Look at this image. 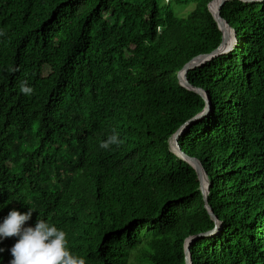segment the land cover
<instances>
[{
    "label": "trees",
    "instance_id": "16d2710c",
    "mask_svg": "<svg viewBox=\"0 0 264 264\" xmlns=\"http://www.w3.org/2000/svg\"><path fill=\"white\" fill-rule=\"evenodd\" d=\"M211 1L0 0V219L35 208L78 264H186L198 234L192 264H264V2L221 6L236 44L189 89L223 39ZM207 105L178 137L205 199L169 141Z\"/></svg>",
    "mask_w": 264,
    "mask_h": 264
},
{
    "label": "clouds",
    "instance_id": "9594fccd",
    "mask_svg": "<svg viewBox=\"0 0 264 264\" xmlns=\"http://www.w3.org/2000/svg\"><path fill=\"white\" fill-rule=\"evenodd\" d=\"M235 36V35H234ZM20 93L29 96L34 89L22 82ZM172 139V138H171ZM123 143L119 134L113 130L105 139L99 141V148L111 150L113 145ZM36 209L28 207L26 211L11 208L0 219V242L15 237V242L8 249L11 255L9 264H78L70 255L66 233L44 219H36L35 224H27ZM5 251L0 247V253ZM79 264H83L79 261Z\"/></svg>",
    "mask_w": 264,
    "mask_h": 264
},
{
    "label": "water",
    "instance_id": "95a60500",
    "mask_svg": "<svg viewBox=\"0 0 264 264\" xmlns=\"http://www.w3.org/2000/svg\"><path fill=\"white\" fill-rule=\"evenodd\" d=\"M214 1V0H213ZM227 0H221L219 5H218V9H217V13H213L211 10V2L209 3V10L211 11V13L213 14V16L215 17V19L217 20L220 29L223 31V39L220 43V45L213 50L210 53H206V54H200L198 56L193 57L192 59H190L182 68L181 71H179L178 73V77L180 80V83L182 85H184L185 87L189 88V89H194V87L192 86V84L189 82L188 77H187V73L190 69L196 67V66H200L203 65L205 62H207L208 60L226 53L228 51H230L232 48H225L222 50V45L225 43L226 37L229 36V31L231 30V27L229 26V24L227 23V21L221 17L220 15V8L221 6L226 2ZM246 2H256V1H260V2H264V0H243ZM236 39V38H235ZM196 89V88H195ZM208 103V102H207ZM209 111V107L208 105L205 107V109L198 115L192 117L191 119H189L188 121H186L184 124H182L174 133V135L172 136V138L175 141V144L177 145V154H179L183 159L187 160L188 162H190L196 169L199 179H200V185H201V189L202 192L204 194V197L206 199V196L208 194V190H209V186H210V182L207 176V173L205 171V169L202 167V165L200 164V162L195 159V158H191L189 156H187L183 151H181L180 147L178 146V137L187 130V128L189 127V125L194 122L195 120L204 117ZM170 144V148L172 149V145H171V141H169ZM174 151V149H172ZM206 207L207 209L210 211L211 215L214 217V214L212 212L211 206L206 202ZM215 218V217H214ZM218 225L210 230L209 232L205 233V234H214L218 231ZM195 235V236H191L189 238H187L186 242H185V253H186V264H192L191 260H190V256H189V248L191 243L199 236Z\"/></svg>",
    "mask_w": 264,
    "mask_h": 264
},
{
    "label": "rangeland",
    "instance_id": "374dc122",
    "mask_svg": "<svg viewBox=\"0 0 264 264\" xmlns=\"http://www.w3.org/2000/svg\"><path fill=\"white\" fill-rule=\"evenodd\" d=\"M171 1L172 0H164L165 3H170ZM193 7H194V4L193 3H189L188 5L176 6V9H177V11L180 14L185 15L186 13L191 11L193 9ZM108 15L109 14H107L106 16H108ZM235 44H236V39H235V36H234V31L231 29L229 31V36L226 37V44L225 45L227 46V48H233ZM170 141H172L171 142L172 149H174V151L177 152V145L175 144L174 139L172 138V139H170Z\"/></svg>",
    "mask_w": 264,
    "mask_h": 264
},
{
    "label": "bare ground",
    "instance_id": "6f19581e",
    "mask_svg": "<svg viewBox=\"0 0 264 264\" xmlns=\"http://www.w3.org/2000/svg\"><path fill=\"white\" fill-rule=\"evenodd\" d=\"M221 0H215L214 2L212 1L210 4H211V10L213 13H217V9H218V5L220 3ZM226 44V40H225V43L222 45V50L227 48V46L225 45ZM172 142V141H171Z\"/></svg>",
    "mask_w": 264,
    "mask_h": 264
}]
</instances>
